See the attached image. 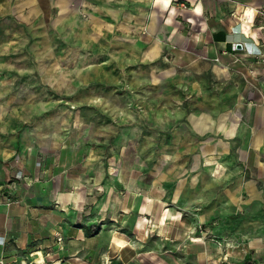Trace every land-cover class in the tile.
<instances>
[{
	"label": "rangeland",
	"instance_id": "374dc122",
	"mask_svg": "<svg viewBox=\"0 0 264 264\" xmlns=\"http://www.w3.org/2000/svg\"><path fill=\"white\" fill-rule=\"evenodd\" d=\"M94 2L0 15V181L17 147H128L105 156L158 184L176 220H146L124 264H264V55L145 59L121 4Z\"/></svg>",
	"mask_w": 264,
	"mask_h": 264
},
{
	"label": "crops",
	"instance_id": "0c3cea01",
	"mask_svg": "<svg viewBox=\"0 0 264 264\" xmlns=\"http://www.w3.org/2000/svg\"><path fill=\"white\" fill-rule=\"evenodd\" d=\"M50 1L0 0V15L14 14L15 5L26 2L47 13ZM75 1L59 0V9ZM110 1L121 4L120 23L135 31L134 39L122 40L149 41L141 52L145 59L165 49L183 62L264 55V17L255 11L264 0ZM217 132L237 134L223 123ZM254 144L262 155L264 133ZM112 149L59 143L7 153L0 181V264H124L135 254L131 236L144 230L146 220L158 219L152 231L176 220L168 219L173 215L159 199L158 184L142 178L126 157L105 156ZM114 150L122 154L128 147ZM114 237L125 245H116ZM197 247L190 244V253L197 254Z\"/></svg>",
	"mask_w": 264,
	"mask_h": 264
},
{
	"label": "bare ground",
	"instance_id": "6f19581e",
	"mask_svg": "<svg viewBox=\"0 0 264 264\" xmlns=\"http://www.w3.org/2000/svg\"><path fill=\"white\" fill-rule=\"evenodd\" d=\"M168 219H172V216H170ZM113 242L118 246H124L125 242L117 237H114ZM39 262V261H38Z\"/></svg>",
	"mask_w": 264,
	"mask_h": 264
},
{
	"label": "built area",
	"instance_id": "2783aa9c",
	"mask_svg": "<svg viewBox=\"0 0 264 264\" xmlns=\"http://www.w3.org/2000/svg\"><path fill=\"white\" fill-rule=\"evenodd\" d=\"M256 13H257L258 15L264 17V9H259V10L256 11ZM236 46H237V45H235L234 50H237ZM18 178H19V176H18ZM57 241H61V238L58 237V238H57Z\"/></svg>",
	"mask_w": 264,
	"mask_h": 264
},
{
	"label": "water",
	"instance_id": "95a60500",
	"mask_svg": "<svg viewBox=\"0 0 264 264\" xmlns=\"http://www.w3.org/2000/svg\"><path fill=\"white\" fill-rule=\"evenodd\" d=\"M237 48H241V46L240 45H237Z\"/></svg>",
	"mask_w": 264,
	"mask_h": 264
}]
</instances>
